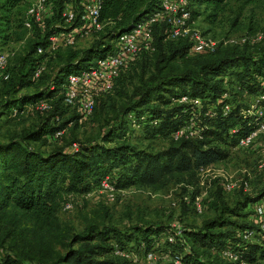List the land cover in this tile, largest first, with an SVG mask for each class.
Returning <instances> with one entry per match:
<instances>
[{
	"label": "trees",
	"instance_id": "1",
	"mask_svg": "<svg viewBox=\"0 0 264 264\" xmlns=\"http://www.w3.org/2000/svg\"><path fill=\"white\" fill-rule=\"evenodd\" d=\"M66 1L55 0V16L47 21L45 30L34 27L36 38L29 43L20 65L13 68L14 72L9 65L10 76L2 80L0 126L20 117L28 106L40 118L21 136L0 141V264H133L131 258L115 251L131 249L144 256L154 251L161 239H165L170 260L153 264H175L176 258L181 264H235L223 258L226 248L249 264L264 261V237L253 241L259 235L248 241L242 238L247 229H258L247 221L250 212L246 208L260 200L264 189L244 194L234 206L219 198L211 204L215 216L198 228L181 226L177 230L148 222L119 230L92 222L83 232L64 233L58 212L66 197L86 195L105 179L116 190L131 186L161 190L179 180L185 189L194 188V202L201 188L200 169L228 159L240 140L264 122V101L252 106L264 94V32L254 44L219 43L213 52L191 55L190 40L171 39L167 25L161 23L154 26V50L139 54L146 61L152 60L151 71L142 64L134 83L120 74L112 92L104 95L115 92L118 107L105 118L100 133L43 151L42 146L62 138L74 120V116L62 120L65 112L72 110L64 102L68 76L111 52L120 32L160 9V0H102L103 27L91 47H68L50 56L38 54L37 47H46L48 36L56 30L54 25L61 21ZM230 1L188 0L189 22L202 17L210 25L217 23ZM27 2L31 0H0L3 41L9 39L15 23L14 10ZM55 58L57 70L45 75L48 63ZM43 60L45 69L34 78L35 66ZM131 64L127 68L135 71V64ZM33 87L35 91L25 92ZM183 96L189 101L180 102ZM41 101L48 104L46 109L36 108ZM190 123L198 134L174 139L173 134ZM135 128L146 132L147 138H167V146L155 152L133 144ZM60 130L63 133L55 137ZM132 242L134 245L129 246Z\"/></svg>",
	"mask_w": 264,
	"mask_h": 264
},
{
	"label": "rangeland",
	"instance_id": "2",
	"mask_svg": "<svg viewBox=\"0 0 264 264\" xmlns=\"http://www.w3.org/2000/svg\"><path fill=\"white\" fill-rule=\"evenodd\" d=\"M74 2L78 4V0H74ZM28 4V2L21 4L14 10L15 23H13L9 32V39L3 41L0 38V44L3 48L5 50L9 49L13 54L9 58V65L12 70L20 65L21 58L28 50L29 43H32V40L36 38L34 30H24L21 26ZM54 10H56V6ZM190 24L192 27L201 30L212 40H215L217 44H236L243 39L246 40L245 42L249 41L254 44L253 42L257 41V38L264 32V0H252L250 2L233 0L229 2L227 10L217 23L210 25L203 21L201 17L195 23ZM100 34L78 39L72 47L73 50H84L91 47ZM146 60L144 56L136 57L130 64H135L137 70L132 71L130 66L122 70L120 74L127 75L131 83L137 82V74L141 71L142 64H146V71H151L153 62L152 60ZM58 65L56 58L51 60L47 65L45 75L54 74ZM2 85L3 82L0 79L1 95ZM33 91H35L34 87L25 90L29 93ZM117 107L118 96L113 92L100 99L97 111L87 119L80 120L76 110H67L62 120H69L73 116L74 120L66 127L63 137L55 140L52 145L42 146L36 144V146H42L43 151H48L53 146H65L74 139L84 140L95 137L100 133L105 118L112 116L114 108ZM39 118V114L28 106L20 117H15L0 126V141L6 140L10 136H21L33 128ZM135 129L131 136L133 144L155 152L162 150L168 144L167 138L162 136L147 138L146 132ZM242 178L247 179L249 182V187L246 190L237 189L231 192L223 190L222 183L224 180L237 181ZM204 181L205 184L199 188L200 192L197 195L198 200L204 205L202 212H198L195 201H192L194 188L185 189L184 182L175 180L161 190L131 186L107 194L101 192L99 188H95L86 195H73L70 198L73 202V208L64 210L62 206L58 212V219L62 224L64 233L68 235L83 232L85 227L92 222L101 225H112L119 230H126L135 225L148 222L173 229L181 226L198 228L202 226L204 221L215 216L216 210L211 204L219 198L226 205L234 206L239 200L243 199L244 194H256L264 189V133L259 134L252 147L246 149L233 148L228 159L211 165L210 174L205 177ZM246 210L250 212L247 221L250 225H255L254 214L252 213L253 205H248ZM24 222L25 220H23V224ZM259 237H264V235L256 236L252 241ZM132 244L134 245L132 242L129 246H132ZM166 246L165 239H161L156 243L153 251L154 262H146L143 255H137L131 249L128 253L138 259V261H133V264H153L161 260L166 262L170 260L166 255ZM132 248L134 250L135 247ZM257 264H264V261H259Z\"/></svg>",
	"mask_w": 264,
	"mask_h": 264
},
{
	"label": "built area",
	"instance_id": "3",
	"mask_svg": "<svg viewBox=\"0 0 264 264\" xmlns=\"http://www.w3.org/2000/svg\"><path fill=\"white\" fill-rule=\"evenodd\" d=\"M102 0H78L75 4L74 0H68L64 3L60 12L61 21L57 22L54 30L47 38L46 47L38 46L37 53H47L48 56L53 55L57 50L68 47H73L77 40L84 37H92L102 30L103 23L100 19ZM55 0H31L26 8L25 16L22 23L23 28L33 31L37 26L40 30H45L47 21L52 20L56 14L54 7ZM190 10L188 9V0H160V9L152 14H149L142 21L131 27L130 30L118 35L115 40L114 49L104 56H100L88 67L72 73L67 78L66 91L64 102L71 108L76 110L79 119H87L92 116L98 99L112 92L115 81L132 60L139 56L144 51L154 50V26L165 23L167 25V34L171 39L187 38L191 42L189 49L190 54H201L213 52L217 45L215 40H212L205 35L201 30L196 29L190 24ZM58 28V29H57ZM262 34L257 38L259 40ZM246 40H241L244 43ZM13 54L10 50H5L0 44V79L8 80L9 78V58ZM45 61H40L35 66L34 78H38L45 69ZM260 100L264 101V94H261L255 99L253 108L258 106ZM180 102H188V98L183 96L179 99ZM48 107L44 101L37 103L36 108L43 110ZM229 110L226 106L225 112ZM263 114L262 112H260ZM63 130L56 132L55 137H59ZM264 133V122L259 124V127L250 135L241 139L237 148H250L254 145L259 134ZM198 131L193 123L176 131L173 134L174 139L186 136H196ZM76 147V145H73ZM210 174V166L202 168L199 171V185L205 184V177ZM223 190L226 192L235 191L237 189L246 190L249 187L247 179L241 180H224L222 183ZM103 193L110 194L116 189L109 179H105L98 187ZM117 191V190H116ZM69 196L63 203L64 210L73 208V202ZM195 205L198 212H202L204 205L198 197L195 199ZM254 221L258 229H247L242 238L245 241L252 239L256 234L264 235V195L259 201L254 203L253 212ZM177 227V226H175ZM180 228V227H179ZM177 227L176 229L179 230ZM178 233H180L178 231ZM171 242L173 237H169ZM115 253L120 256L131 258L133 261H138L137 258L130 256L126 251L116 250ZM224 259L235 264H249L246 260L240 258L236 251L226 248L222 251ZM146 262H154L155 257L153 251L147 252L144 255ZM175 264H181L176 258Z\"/></svg>",
	"mask_w": 264,
	"mask_h": 264
},
{
	"label": "water",
	"instance_id": "4",
	"mask_svg": "<svg viewBox=\"0 0 264 264\" xmlns=\"http://www.w3.org/2000/svg\"><path fill=\"white\" fill-rule=\"evenodd\" d=\"M123 32H125V31L120 32L118 35H120V34L123 33Z\"/></svg>",
	"mask_w": 264,
	"mask_h": 264
}]
</instances>
